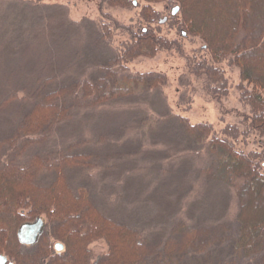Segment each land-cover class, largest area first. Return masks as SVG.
<instances>
[{
    "label": "rangeland",
    "instance_id": "rangeland-1",
    "mask_svg": "<svg viewBox=\"0 0 264 264\" xmlns=\"http://www.w3.org/2000/svg\"><path fill=\"white\" fill-rule=\"evenodd\" d=\"M133 1L137 6H111L106 0H0L1 160L23 165L34 153L82 154L88 163L65 169L71 187L88 188L98 208L137 229L144 239L164 241L177 222L193 226L225 223L235 237L237 197L207 173L212 157L202 144L186 136L181 120L211 124L217 136H222L228 124L244 131L242 123L250 113L241 99L246 83L239 67L228 60L214 64L223 73L218 82L195 75L194 63L210 59L199 37L182 35L180 17L171 16L175 4H152L158 19L147 22L140 15L146 3ZM218 2L220 9L224 3L231 4ZM249 3L254 5L253 0ZM207 14L218 20L223 9ZM164 18L168 22L159 24ZM146 29L177 40L181 46L123 62L124 73H152L162 78L161 86L140 87L133 95L108 104L78 107L72 119L45 141L31 137L25 143H7L33 99L40 96L38 89L53 91L78 80L98 79L103 66L128 47L131 32ZM260 139L264 141L246 132L235 146L264 151ZM75 143L79 146L73 147ZM54 176L41 170L35 180L44 186ZM44 221L48 235L49 225ZM23 249L31 253L34 246ZM90 249L95 261L108 246L99 240Z\"/></svg>",
    "mask_w": 264,
    "mask_h": 264
},
{
    "label": "trees",
    "instance_id": "trees-1",
    "mask_svg": "<svg viewBox=\"0 0 264 264\" xmlns=\"http://www.w3.org/2000/svg\"><path fill=\"white\" fill-rule=\"evenodd\" d=\"M106 1L111 6H134L133 0ZM143 1L146 5L140 15L147 22L158 19L154 3L179 7L171 16L180 17L182 35L199 37L210 59L194 63L195 75L218 82L223 73L214 64L228 60L239 67L240 78L246 83L241 99L250 113L242 123L244 131L237 124H228L222 136H217L211 124L192 125L188 118L181 120L186 136L202 144L212 157L207 173L237 197V235L233 237L225 223L193 226L177 222L164 241L154 243L137 229L106 215L94 204L88 188L71 187L65 169L88 163L82 154L34 153L23 165L4 163L0 157V255L15 264H264V151L235 146L246 132L264 138V67L260 66L264 62V0H253V6L250 0H228L231 4H222L223 16L214 21L207 13L219 14V0ZM131 36L128 47L103 66L98 79L78 80L53 91L38 89L40 96L33 99L7 143L17 145L31 137L45 141L59 125L72 119L78 107L108 104L133 95L140 87L161 86L162 78L152 73L125 74L123 62L175 50L180 43L153 29L132 31ZM41 170L55 175L50 184L36 183ZM39 217L47 221L48 235L43 231L31 253H25L18 230ZM99 240L108 250L93 261L90 245ZM55 243H62L63 251L57 252Z\"/></svg>",
    "mask_w": 264,
    "mask_h": 264
},
{
    "label": "water",
    "instance_id": "water-1",
    "mask_svg": "<svg viewBox=\"0 0 264 264\" xmlns=\"http://www.w3.org/2000/svg\"><path fill=\"white\" fill-rule=\"evenodd\" d=\"M133 5L137 6V1H133ZM179 12V7L175 6L171 14L175 16ZM167 18L160 20V24L166 23ZM186 34L184 33V36ZM45 229V221L43 218L39 217L33 222H28L23 224L18 230V240L22 245H35L40 239L43 231ZM56 250L62 251L64 249V245L62 243H57L55 245ZM0 264H14L13 262H9L8 258L4 255H0Z\"/></svg>",
    "mask_w": 264,
    "mask_h": 264
},
{
    "label": "flooded vegetation",
    "instance_id": "flooded-vegetation-1",
    "mask_svg": "<svg viewBox=\"0 0 264 264\" xmlns=\"http://www.w3.org/2000/svg\"><path fill=\"white\" fill-rule=\"evenodd\" d=\"M167 20H168V18H167ZM44 230H45V229H44ZM38 241H39V240H38ZM36 244H37V243H36ZM36 244H35V245H36ZM35 245H33V246H35ZM22 246L24 247V246H31V245H22ZM55 250H56V248H55ZM56 251H57V252H61V251H58V250H56ZM62 251H63V250H62ZM8 260H9V259H8ZM9 262H11V261L9 260ZM14 264H15V263H14Z\"/></svg>",
    "mask_w": 264,
    "mask_h": 264
}]
</instances>
